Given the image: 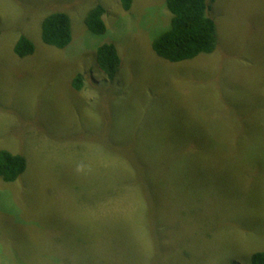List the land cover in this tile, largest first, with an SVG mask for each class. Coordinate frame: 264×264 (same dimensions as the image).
<instances>
[{
  "label": "rangeland",
  "instance_id": "rangeland-1",
  "mask_svg": "<svg viewBox=\"0 0 264 264\" xmlns=\"http://www.w3.org/2000/svg\"><path fill=\"white\" fill-rule=\"evenodd\" d=\"M104 9L103 34L84 19ZM218 45L169 62L151 48L165 0H0V264H245L264 251V0H212ZM70 43L44 44L46 15ZM24 35L31 55L13 47ZM115 45L113 80L95 48ZM83 74L80 89L72 78ZM82 166V171H77Z\"/></svg>",
  "mask_w": 264,
  "mask_h": 264
},
{
  "label": "trees",
  "instance_id": "trees-1",
  "mask_svg": "<svg viewBox=\"0 0 264 264\" xmlns=\"http://www.w3.org/2000/svg\"><path fill=\"white\" fill-rule=\"evenodd\" d=\"M125 12L130 11L132 0H119ZM212 0H165L169 13V26L151 42L153 52L169 62L190 60L200 54L213 53L218 45L214 16L210 13ZM103 7L99 4L87 12L84 22L93 34L106 31L102 19ZM44 44L58 49L65 48L71 41L70 17L63 11H53L44 17L40 27ZM95 61L98 70L113 80L121 63L117 49L112 43H103L95 48ZM33 43L21 35L16 41L13 52L17 57L31 55ZM83 74L77 73L71 85L79 90ZM26 169V158L20 153L0 149V178L8 183L16 181ZM22 173V174H21ZM228 264H240L232 261ZM243 264V263H242ZM245 264H264V251H252Z\"/></svg>",
  "mask_w": 264,
  "mask_h": 264
},
{
  "label": "clouds",
  "instance_id": "clouds-1",
  "mask_svg": "<svg viewBox=\"0 0 264 264\" xmlns=\"http://www.w3.org/2000/svg\"><path fill=\"white\" fill-rule=\"evenodd\" d=\"M77 171H82V166H78Z\"/></svg>",
  "mask_w": 264,
  "mask_h": 264
},
{
  "label": "bare ground",
  "instance_id": "bare-ground-1",
  "mask_svg": "<svg viewBox=\"0 0 264 264\" xmlns=\"http://www.w3.org/2000/svg\"><path fill=\"white\" fill-rule=\"evenodd\" d=\"M22 174V173H21Z\"/></svg>",
  "mask_w": 264,
  "mask_h": 264
}]
</instances>
